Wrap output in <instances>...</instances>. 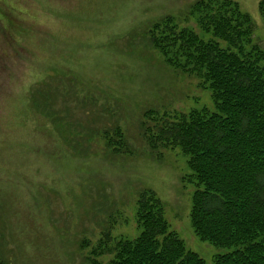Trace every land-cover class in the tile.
<instances>
[{
    "label": "rangeland",
    "instance_id": "rangeland-1",
    "mask_svg": "<svg viewBox=\"0 0 264 264\" xmlns=\"http://www.w3.org/2000/svg\"><path fill=\"white\" fill-rule=\"evenodd\" d=\"M195 1L0 0V264H108L92 252L106 230L139 235L144 189L206 264L231 251L195 231L189 157L172 147L158 161L142 137L148 110H215L211 91L149 39L166 17L207 38L188 13ZM234 1L264 49L261 0ZM118 125L134 154L104 151L101 131Z\"/></svg>",
    "mask_w": 264,
    "mask_h": 264
},
{
    "label": "trees",
    "instance_id": "trees-1",
    "mask_svg": "<svg viewBox=\"0 0 264 264\" xmlns=\"http://www.w3.org/2000/svg\"><path fill=\"white\" fill-rule=\"evenodd\" d=\"M259 11L264 22V0ZM188 13L207 38L166 17L152 26L149 39L175 73L193 76L211 91L215 110H148L144 116L152 124L143 123L142 137L158 161L172 147L189 157L195 231L217 247L232 248L214 264H264V49L252 17L234 0H196ZM101 136L106 153H135L121 126ZM137 206L139 235L115 241L106 230L92 252L96 258L112 255L108 264H206L171 230L154 190H142Z\"/></svg>",
    "mask_w": 264,
    "mask_h": 264
}]
</instances>
